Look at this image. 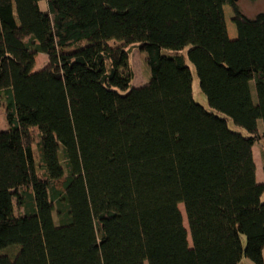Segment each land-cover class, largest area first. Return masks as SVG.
I'll return each instance as SVG.
<instances>
[{"label":"trees","instance_id":"16d2710c","mask_svg":"<svg viewBox=\"0 0 264 264\" xmlns=\"http://www.w3.org/2000/svg\"><path fill=\"white\" fill-rule=\"evenodd\" d=\"M42 1L0 0V264H262L264 11L92 0L90 19L89 0Z\"/></svg>","mask_w":264,"mask_h":264},{"label":"rangeland","instance_id":"374dc122","mask_svg":"<svg viewBox=\"0 0 264 264\" xmlns=\"http://www.w3.org/2000/svg\"><path fill=\"white\" fill-rule=\"evenodd\" d=\"M239 4H240L243 12L249 17H253L257 13L264 11V0H256V1L239 0ZM41 7L42 8L46 7V0H43L41 2ZM224 9H225V17H226L228 32H229L230 37H232L231 35H232V33H234V31L236 29L235 24L232 22L233 9L229 5H225ZM85 10L87 11L89 18L92 19L95 15L92 0L88 1V4L85 7ZM236 31H237V29H236ZM182 37L184 40L191 39V35L190 36L184 35ZM46 61H47V54L39 53L38 57H37V61H36V69H40ZM131 62H132V65L134 68V73H135L134 79L132 81V86H142L143 84H146L149 80L148 79L149 74L147 72L146 67L144 66L142 55H141V52L138 50V48L132 49ZM222 75H223V78L225 81L226 80L225 73L223 72ZM252 78H253V76L251 73H246V74L239 75L238 77L234 78L233 80H250L251 81ZM194 98L198 103L202 104L206 109L211 110V111H215L208 104L207 98L201 90H197V89L194 90ZM219 114L224 116L227 119V122L232 129H235V130H238L244 134H247V130L243 127L236 125L229 116H227L221 112ZM0 118H1L0 126H1V128H4L5 123L3 120V114H2L1 107H0ZM259 124L262 125L261 120H260ZM262 148L264 149V136L261 137L259 139V142H257L254 145V157H255V162H256V166H257L256 167V176H257V180L259 182H264V168H263L262 160H261V149ZM211 150L219 151V147L218 146L201 147V148H198L195 150V152L198 156V160H197L198 164H204L205 163V161H206L207 157L209 156ZM31 161H32V158H31ZM32 166H34L33 161H32ZM179 207H181L180 208L181 211L184 209V206L182 203L179 205ZM182 213H183V215H185V211L184 212L182 211ZM50 222H51V218H50ZM186 228L188 229V227H186ZM190 242H191V240H190ZM238 264H256V263H254L251 259L247 258L244 255ZM262 264H264V248H263V263Z\"/></svg>","mask_w":264,"mask_h":264},{"label":"bare ground","instance_id":"6f19581e","mask_svg":"<svg viewBox=\"0 0 264 264\" xmlns=\"http://www.w3.org/2000/svg\"><path fill=\"white\" fill-rule=\"evenodd\" d=\"M182 211L184 212V209ZM184 224H185L186 227H188V222H187V219H186L185 215H184Z\"/></svg>","mask_w":264,"mask_h":264},{"label":"crops","instance_id":"0c3cea01","mask_svg":"<svg viewBox=\"0 0 264 264\" xmlns=\"http://www.w3.org/2000/svg\"><path fill=\"white\" fill-rule=\"evenodd\" d=\"M231 36H232L231 38H235V37L237 36V31H236V29H235L234 33H232Z\"/></svg>","mask_w":264,"mask_h":264}]
</instances>
